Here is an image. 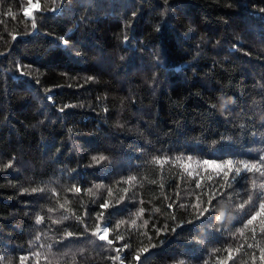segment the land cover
Here are the masks:
<instances>
[{"label":"trees","instance_id":"16d2710c","mask_svg":"<svg viewBox=\"0 0 264 264\" xmlns=\"http://www.w3.org/2000/svg\"><path fill=\"white\" fill-rule=\"evenodd\" d=\"M39 2L0 0V264H264V0Z\"/></svg>","mask_w":264,"mask_h":264},{"label":"snow or ice","instance_id":"6c2138e0","mask_svg":"<svg viewBox=\"0 0 264 264\" xmlns=\"http://www.w3.org/2000/svg\"><path fill=\"white\" fill-rule=\"evenodd\" d=\"M39 3V0H29V9L25 10V15L26 16H30L32 13H31V8L32 7H35L37 6ZM165 3H167V0H165ZM53 11H55V9H53ZM133 15H135V13H133ZM33 27H35V23H33ZM62 43L64 45H67V41L66 40H62ZM20 74H23V72H20ZM89 79H92V78H89ZM48 100H52V97L51 96H48L47 97ZM59 111L63 112L64 111V108H60ZM105 111H107V109H105ZM100 160H103L105 159V157L101 156L99 158ZM93 160H97L96 157H93ZM205 164L209 163L208 161H204ZM225 165L227 166V168L229 169V171H232L233 170V162L231 160H228V161H225L224 162ZM259 165V166H258ZM217 168H221L222 166L220 164H217L216 165ZM262 169H264V160H261V161H256V162H253V163H249V162H246V161H240L239 162V166H236L234 168V172H235V176H234V180H235V177H240L241 176V171L243 170L245 173L247 172H252L253 170H256L257 172H260V174L262 176H264V171H262ZM228 175V172H224V176L227 177ZM231 186V185H229ZM262 188H264V184L261 185ZM77 191H79V189H76ZM33 191H36V189H33ZM210 203V201H209ZM101 208H107L108 207V204L107 203H104V204H101L100 205ZM169 207H171V205H169ZM242 207V206H241ZM260 209H261V212H264V203L260 204ZM207 209H203V211L200 212L201 215H203V212H206ZM103 213H99L98 214V218L100 216H102ZM257 215H260V213L258 212ZM223 218V213H221V219ZM256 219V216H253L249 221H248V224H252L253 221ZM38 223L40 222L39 220L37 221ZM104 233H107L108 232V228L105 227L103 229ZM96 235H99V239L100 240H105L106 239V235H100L99 232L97 233H94ZM69 236L72 235V233H68ZM109 244L112 243V241H108ZM147 249H144V251H146ZM3 257H0V260H2ZM23 259V258H22ZM135 259L137 261H139L140 259V255L139 253H137V255L135 256ZM261 259H264V256L261 257Z\"/></svg>","mask_w":264,"mask_h":264},{"label":"water","instance_id":"95a60500","mask_svg":"<svg viewBox=\"0 0 264 264\" xmlns=\"http://www.w3.org/2000/svg\"><path fill=\"white\" fill-rule=\"evenodd\" d=\"M29 7H30V5L27 6L25 10L29 9ZM25 10H24V14H25ZM39 10H40V2L38 3L37 6L31 8V13H32V14H31L30 16H27V17H31V18H33V17H34V12H35V11H39ZM105 227L108 228L107 225H104L103 227H101L99 234H100V235H106V239H107V238H108V232H107V233H104V231H103V229H104ZM108 230H109V228H108Z\"/></svg>","mask_w":264,"mask_h":264},{"label":"bare ground","instance_id":"6f19581e","mask_svg":"<svg viewBox=\"0 0 264 264\" xmlns=\"http://www.w3.org/2000/svg\"><path fill=\"white\" fill-rule=\"evenodd\" d=\"M108 226V225H107ZM109 228V227H108ZM108 239V238H107Z\"/></svg>","mask_w":264,"mask_h":264}]
</instances>
